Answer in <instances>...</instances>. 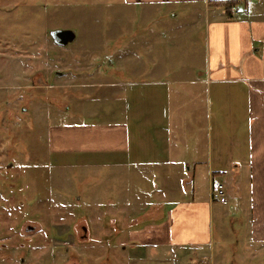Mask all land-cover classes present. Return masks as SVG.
Returning a JSON list of instances; mask_svg holds the SVG:
<instances>
[{
  "label": "rangeland",
  "instance_id": "rangeland-1",
  "mask_svg": "<svg viewBox=\"0 0 264 264\" xmlns=\"http://www.w3.org/2000/svg\"><path fill=\"white\" fill-rule=\"evenodd\" d=\"M175 10L161 8L150 23L154 15L127 0H0V264H131L142 253L108 238L120 229L127 235L135 222L138 230L166 218L172 205L158 200L156 175L92 164L88 156L55 150L50 136L93 115L110 118L106 102L117 107L123 94L115 84L138 79L132 68L150 67L153 49L172 53L156 61L182 64L194 56V64L201 62V26L194 23L200 9H177L193 12L186 47L174 36L183 28L180 18L166 20ZM56 29L73 30L76 40L56 45L50 36ZM153 34L160 35L158 45ZM185 89L199 96L205 86ZM198 103L195 112L205 114L206 100ZM224 177L229 203L216 205L212 245L203 254L211 264H264L262 197L257 202L243 192L235 172ZM207 190L203 182L200 198ZM136 198L150 209L140 211ZM190 252L181 251L183 264L200 261L191 263ZM159 258L144 264H174L170 252Z\"/></svg>",
  "mask_w": 264,
  "mask_h": 264
},
{
  "label": "crops",
  "instance_id": "crops-1",
  "mask_svg": "<svg viewBox=\"0 0 264 264\" xmlns=\"http://www.w3.org/2000/svg\"><path fill=\"white\" fill-rule=\"evenodd\" d=\"M127 1L147 8L146 13L151 15L165 7L171 12L176 9L165 19L171 25V20L180 18L183 35L177 31L174 36L183 38L185 47L191 36L188 25L193 23V12L184 15L177 9L199 8L194 23L201 26V62L194 64V56H187L182 64L172 63L171 59L167 63L160 58L156 61L155 57L172 53L153 49L148 53L153 57L150 67L132 68L138 79L131 84H115L119 90L123 88V94L118 92L119 108L111 99L106 102L110 118L97 119L98 115H93L52 130L50 143L57 151L88 156L85 159L101 167L139 172L146 169L156 175L158 200H168L172 205L166 218L138 230L133 228L135 222L127 235L120 229L108 238L122 249H141L142 253L130 259L131 264L163 261L159 258L162 251L170 252L174 264H183V248L193 250L187 257L191 263L193 257L200 256L198 263L211 264L204 249L212 245V217L216 205L221 204L213 194L219 184L229 199V190L220 179L235 172L241 178L243 192H249L257 202L262 197L264 205V0H243L232 17L223 7L212 4L221 0ZM148 19L151 23L156 16ZM155 34L151 39L158 45L160 35ZM203 84L205 98L202 93L195 96L185 89ZM205 100V114L195 112L193 104L199 102L198 107ZM203 182L208 184V190L200 198ZM136 201L140 211L150 209H143L142 199ZM136 214L140 213H130ZM260 226L264 228V224Z\"/></svg>",
  "mask_w": 264,
  "mask_h": 264
},
{
  "label": "water",
  "instance_id": "water-1",
  "mask_svg": "<svg viewBox=\"0 0 264 264\" xmlns=\"http://www.w3.org/2000/svg\"><path fill=\"white\" fill-rule=\"evenodd\" d=\"M50 36L56 45L62 47L76 40V33L73 30L56 29L50 32Z\"/></svg>",
  "mask_w": 264,
  "mask_h": 264
},
{
  "label": "trees",
  "instance_id": "trees-1",
  "mask_svg": "<svg viewBox=\"0 0 264 264\" xmlns=\"http://www.w3.org/2000/svg\"><path fill=\"white\" fill-rule=\"evenodd\" d=\"M241 2H243V0H221V1L212 2V4L217 7H223L226 15L232 17L234 9Z\"/></svg>",
  "mask_w": 264,
  "mask_h": 264
},
{
  "label": "built area",
  "instance_id": "built-area-1",
  "mask_svg": "<svg viewBox=\"0 0 264 264\" xmlns=\"http://www.w3.org/2000/svg\"><path fill=\"white\" fill-rule=\"evenodd\" d=\"M213 199L223 205L228 203L223 185L219 184L217 186L216 192L213 194Z\"/></svg>",
  "mask_w": 264,
  "mask_h": 264
}]
</instances>
